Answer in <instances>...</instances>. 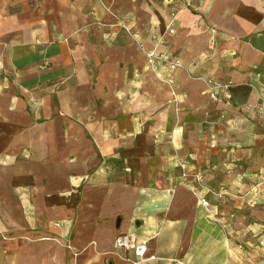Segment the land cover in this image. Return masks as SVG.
<instances>
[{"label":"crops","instance_id":"crops-1","mask_svg":"<svg viewBox=\"0 0 264 264\" xmlns=\"http://www.w3.org/2000/svg\"><path fill=\"white\" fill-rule=\"evenodd\" d=\"M263 103L264 0H0V264L264 263Z\"/></svg>","mask_w":264,"mask_h":264},{"label":"built area","instance_id":"built-area-1","mask_svg":"<svg viewBox=\"0 0 264 264\" xmlns=\"http://www.w3.org/2000/svg\"><path fill=\"white\" fill-rule=\"evenodd\" d=\"M108 11L118 19V23L122 25L128 32L129 29L126 26V23L124 20L118 17V15L108 9ZM130 33V32H129ZM147 56V62L151 69L157 70L161 65H165L170 70H176L184 66L183 62L172 56L170 53L166 52H158L157 49H153L151 51H148L146 53ZM206 85H207V91L210 99L214 102H223L226 104H230L233 98V95L230 91L232 84L229 82H224L219 79L208 77L206 79ZM257 110L264 115V103L257 107ZM126 171H129V169H126ZM183 178L188 180H191L192 183L190 184V188L192 191L196 194H198L197 187L198 186L202 191H205L206 194L213 195L218 201L224 199L226 196H232L227 190H220V191H210L205 184L203 183V178L200 174H190V173H184ZM263 184V183H262ZM200 197V203L201 205L208 210L210 215L213 216L217 212V205H213L206 196ZM147 244L148 239L140 238L136 234L133 233H124L119 234L115 241H114V247L117 251L121 252L122 254H127L128 252L133 253V259L131 261L134 264L140 263L144 260L145 254L147 251ZM261 246H264V241L260 242ZM128 260H130L128 258ZM264 264V263H262Z\"/></svg>","mask_w":264,"mask_h":264},{"label":"rangeland","instance_id":"rangeland-1","mask_svg":"<svg viewBox=\"0 0 264 264\" xmlns=\"http://www.w3.org/2000/svg\"><path fill=\"white\" fill-rule=\"evenodd\" d=\"M0 260H1V257H0ZM5 264V263H4Z\"/></svg>","mask_w":264,"mask_h":264}]
</instances>
